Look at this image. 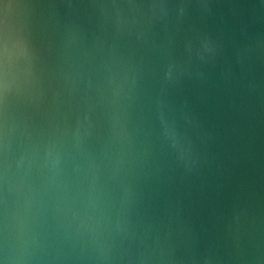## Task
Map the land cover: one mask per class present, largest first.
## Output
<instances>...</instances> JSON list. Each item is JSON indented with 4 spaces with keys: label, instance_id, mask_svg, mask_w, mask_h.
<instances>
[{
    "label": "water",
    "instance_id": "95a60500",
    "mask_svg": "<svg viewBox=\"0 0 264 264\" xmlns=\"http://www.w3.org/2000/svg\"><path fill=\"white\" fill-rule=\"evenodd\" d=\"M0 16V264H264V0Z\"/></svg>",
    "mask_w": 264,
    "mask_h": 264
},
{
    "label": "bare ground",
    "instance_id": "6f19581e",
    "mask_svg": "<svg viewBox=\"0 0 264 264\" xmlns=\"http://www.w3.org/2000/svg\"><path fill=\"white\" fill-rule=\"evenodd\" d=\"M12 29H10L9 25ZM5 22L4 18L0 16V53L3 52L4 54L10 53L14 46L16 48H21L25 42L23 34L20 33L22 30L14 23ZM16 32V33H14ZM12 45H14L12 47Z\"/></svg>",
    "mask_w": 264,
    "mask_h": 264
}]
</instances>
